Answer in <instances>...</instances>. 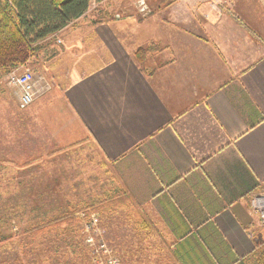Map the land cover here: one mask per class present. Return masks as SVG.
Masks as SVG:
<instances>
[{
	"label": "crops",
	"instance_id": "0c3cea01",
	"mask_svg": "<svg viewBox=\"0 0 264 264\" xmlns=\"http://www.w3.org/2000/svg\"><path fill=\"white\" fill-rule=\"evenodd\" d=\"M151 6L148 17L123 19L87 18L89 9L44 40L37 56L49 65L37 75L57 90L34 101L35 131L57 149L96 142L113 155L116 185L169 264H250L264 240L252 209L264 193V0H229L222 12L208 0ZM43 170L39 200L42 186L58 194ZM11 192L17 198L0 200V216L33 218L37 204ZM40 242L33 248L58 249ZM9 246L29 247L0 249ZM113 246L124 260L122 243ZM16 252L0 264L31 263Z\"/></svg>",
	"mask_w": 264,
	"mask_h": 264
},
{
	"label": "rangeland",
	"instance_id": "374dc122",
	"mask_svg": "<svg viewBox=\"0 0 264 264\" xmlns=\"http://www.w3.org/2000/svg\"><path fill=\"white\" fill-rule=\"evenodd\" d=\"M133 3L134 0H97L95 6L91 4L87 18H102L106 15L117 16L120 19L130 17L131 14L135 13V10H132ZM226 5L228 7L229 0H227ZM85 27L87 26H84V23L79 24L76 33L84 31ZM69 33H71V30L64 32L62 37L64 38ZM48 42H42L39 47L46 50L50 45V43L46 45ZM46 58L47 56H43L42 59L38 57L37 60L32 59L28 64V67L33 70L36 80L41 77L37 75L40 74L41 63L49 65V59ZM45 86L44 80L38 82L37 89L39 93ZM55 86L50 87L49 90L45 88L37 99L53 94L57 90ZM32 105L25 110H21L18 105L17 89L9 85L5 79L0 81V200L14 196L11 191L16 185H3L10 177H14V175L18 177L16 172L9 166L10 164L5 163L4 165L3 163L7 161L22 163L30 157L31 159L34 157L41 158L44 181L48 179L52 181L53 187L58 191L57 195L61 196L62 191L67 193L63 205H67V202H69L71 203V209H76L80 203L83 212H81L80 218L83 223L81 222L77 226L80 228L74 238L76 249H57V256L54 252H51L55 250L40 251L43 252L42 254L38 250V258L29 264H92V262H89L93 257L91 251L95 249L94 244L99 245L101 241H104L107 246L114 250L121 264H169L168 259L161 258V250L153 249V246L157 245L155 233L149 234L147 232L149 228L145 225V222L141 223L142 217L132 201V204H130L131 199L128 193L119 190L116 185L112 174L114 156L103 153L100 146L95 142L48 158L50 155V153L47 154L48 151L53 153L55 150L58 151L59 148L57 149V147L47 143L43 144V135L39 132V129L37 132L35 131ZM46 139L48 140V138ZM48 145L49 147H47ZM14 181L11 180L10 183L12 184ZM47 192L48 190L42 186L41 193L46 196ZM115 194L118 197L120 196L119 198L124 194L125 201L117 207H113L105 215L96 211L94 204L104 202L105 199L114 197ZM32 195L34 193L30 188H23L18 197L21 201L25 200L27 205H31ZM57 195L54 198H57ZM0 208H2L1 205ZM21 211L23 212L25 209ZM85 215L87 216L85 217ZM93 216H95L96 225L91 228ZM31 219L29 217V221ZM20 222L22 231L25 224L24 219ZM86 224H88V227H85ZM261 229L264 230L263 227ZM22 239H26L28 242L26 236ZM141 240L142 244L140 245ZM116 241L121 242L124 246V260L113 246ZM91 246H93L92 249ZM15 251L21 258L24 256L32 258L37 250H33L32 247L17 250L14 249V246H9L6 249H0V259L14 258L12 253ZM93 264H95L94 261Z\"/></svg>",
	"mask_w": 264,
	"mask_h": 264
},
{
	"label": "trees",
	"instance_id": "16d2710c",
	"mask_svg": "<svg viewBox=\"0 0 264 264\" xmlns=\"http://www.w3.org/2000/svg\"><path fill=\"white\" fill-rule=\"evenodd\" d=\"M90 6L91 0H0V76L4 77L19 67L28 66L27 64L37 56L41 42L61 32L81 18L88 12ZM145 51L146 49L137 51L139 59L144 57ZM85 144L86 142L67 148H59L58 151L50 152L48 158L70 152ZM41 160V158L34 157L31 159L30 157L22 163L8 161L3 163L4 165L5 163L10 164L12 170L18 173L17 185L13 189L15 192L22 191L25 187L30 188L34 193V190L38 188L36 186L39 184L38 181L42 180V177L38 175ZM31 175L35 178L39 177L36 182L29 181ZM48 188L50 187H45L48 192L46 196L42 195L41 198L43 199L39 200L38 197L32 195L31 204H37L36 210L32 212L34 216L31 221L29 219L24 221L22 231L20 229L21 218L15 216L11 219L0 216V245L19 240L20 243L26 242L29 248H33L35 242L45 245L40 241L51 240L55 245H58L57 248L60 250L65 248L76 249L74 238L80 228L77 226L81 222L83 223L80 218L81 205L79 203L76 209H71L69 202L67 205H63L65 202L63 197L57 195L58 197L54 198L55 196L51 194ZM123 196L124 194L119 198L120 196L115 194L114 197L105 199L104 202L94 204L96 211L102 215L107 214L113 207H117L125 201V196ZM16 198L17 196L13 197V199ZM0 203L2 202L0 201ZM130 204H132L131 200ZM9 224H11L12 227L10 226V228L12 229L9 228ZM85 227H88V224ZM25 236L28 242L26 239H22ZM108 247L111 249L110 246ZM33 250L37 251L34 252L32 258L24 256L31 262L38 258V249L33 248ZM45 250H39V253L42 254L43 252L40 251ZM50 250L48 249V251ZM56 250L51 252L57 256ZM112 251L116 256L114 250ZM91 253L93 257L89 262L93 264V261L95 263V256L93 251ZM248 261L250 264H264V240L259 247L257 246L256 251L249 257Z\"/></svg>",
	"mask_w": 264,
	"mask_h": 264
},
{
	"label": "built area",
	"instance_id": "2783aa9c",
	"mask_svg": "<svg viewBox=\"0 0 264 264\" xmlns=\"http://www.w3.org/2000/svg\"><path fill=\"white\" fill-rule=\"evenodd\" d=\"M96 1L97 0H91V4L95 6ZM152 1L167 0H134L132 10H135V13L141 17H148L153 13L151 6ZM208 1L212 9L216 11L222 12L227 8V0ZM34 77L33 70L28 66L19 67L4 77L0 76V81L5 79L9 85L17 89L18 105L21 110L29 108L37 99L38 95L44 92L45 88H48V90L50 89V86L44 80L46 86L42 88V91L39 93L37 89L39 80H36ZM252 209L258 215L260 227L264 228V193L253 197ZM91 224V228H94L96 225L95 216H93ZM94 247L93 255L95 256L96 264H120L119 259L103 241H101L99 245L94 244Z\"/></svg>",
	"mask_w": 264,
	"mask_h": 264
},
{
	"label": "bare ground",
	"instance_id": "6f19581e",
	"mask_svg": "<svg viewBox=\"0 0 264 264\" xmlns=\"http://www.w3.org/2000/svg\"><path fill=\"white\" fill-rule=\"evenodd\" d=\"M36 49V48H35ZM28 65V64H27Z\"/></svg>",
	"mask_w": 264,
	"mask_h": 264
}]
</instances>
